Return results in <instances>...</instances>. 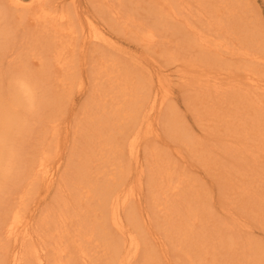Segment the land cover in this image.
I'll list each match as a JSON object with an SVG mask.
<instances>
[{"label":"rangeland","instance_id":"1","mask_svg":"<svg viewBox=\"0 0 264 264\" xmlns=\"http://www.w3.org/2000/svg\"><path fill=\"white\" fill-rule=\"evenodd\" d=\"M60 1L53 0L52 2L55 5L59 4L61 9H65V5L68 7L69 4V6L73 7L72 0ZM23 2L29 4L31 3V0H23ZM0 4L6 5L7 2L6 0H0ZM76 5L78 6V11L81 13V19L77 18V20H81L83 23L82 27H86L87 29H84L83 32L80 31L82 30V27L77 26L79 30H77L74 35L70 36L69 39L71 44L74 42L78 44L76 47H71L75 48L77 52L74 57L75 63L77 64L74 65V70H77L74 71V74H76L74 76L78 79L73 80L72 82H75L74 85L72 83L71 87H68V89H71V93L68 92L69 98L60 96L59 89L61 90V88L59 85H56V83L53 85L54 80H48L45 82L43 77L40 79L36 77L37 71L39 70L40 72V67L42 66L39 65L40 57L37 60H34L28 55L29 50L26 43L30 42L28 40L30 38L28 37L27 39L28 32L26 33L27 35L25 34L27 30H25L23 26L17 28V24L14 26V20L15 18H18V15L13 17L17 14L14 10L9 6H5L4 8L0 6V39L2 41V46H0V93L2 94V97H8V93L11 90L13 93L10 95L12 96L13 94V97L16 96L15 99L19 103L18 110L6 103V107H3L4 109H2V113L12 112V116L16 122L12 127L13 132L10 133V137L6 140V146L3 148L0 147V154H3L0 158V165H3V171L0 168L1 172H3L1 175L2 178L0 176V208L2 213H4L3 208L5 207L4 209H6V205H9L6 204V201L10 198L12 200L14 196V183L17 171L23 172L21 170H25L26 165L28 164V169L26 168L25 171L30 173L33 166V162L31 161L41 152L45 151V149L48 151V145L50 143L54 148L51 145L50 150H52V152L49 156L50 160L47 159L49 160V172H55L57 171V168L65 169L66 165H68L67 161L69 157L66 153H69L70 142L75 140L74 137L77 139L81 134L84 135V130L78 127L80 125H78V123H80L79 117H75L77 118L75 120L74 116L76 114L80 117L83 116L81 111H83V106L88 101L86 100V96L89 98L90 88H97L96 84L93 86L95 81L91 80L92 76L90 75V69L92 68H90V63L86 64L82 62V58L85 59V57H83V54L80 51L83 42L82 39H84L86 31L89 28L88 22H91V26H94V30H98L94 34L97 36H106L107 40L103 41L102 37L101 42L94 41L90 47H94L95 45L97 46V50L88 54L86 58L89 59L85 60L92 61L94 59L96 61L94 64L98 65H100L102 61H104V65H113L115 63H113L114 59L122 60L129 66L133 63V65L144 71L143 73L141 72L140 75L148 73L154 79L152 82L153 86H156L159 74L162 76L164 82L162 95H164V97L169 96L166 99L165 103L167 106H165V108L169 107L168 109L171 108L172 111L174 109V112H172V121L168 122L165 118L161 121L160 118L161 123L159 124L160 129L157 140L152 136L155 135V133L147 135L148 137H146V135H141V137H139V142L141 144L148 141L147 148H149L150 151L154 150V147L157 146L160 152L167 151L169 156L168 158L166 155L163 157L158 149H155L156 154L154 162L156 161V164L154 163L152 172L145 177L144 189H146L148 195L147 202H145L146 208L151 209L148 205L151 206L150 203L155 201V204H153L155 211L154 215L161 223L159 224V221L157 220L155 222H158V224L153 223L152 226H146V219L144 218V223L139 222L143 226L133 232V234L139 239V243L136 241L139 246V253L136 254L135 258L131 257L135 256L133 253V255L126 258L125 263L130 259L131 262L129 261L126 264H264V114H261L264 113V63H262V61H264V0H77L74 6ZM95 5L96 7H94ZM110 10H113L114 14L112 12L110 13ZM236 10H238V12L235 15ZM12 11L16 14H13L14 12ZM214 11H216V13H221L222 17L219 16L221 21L225 20L226 27L223 26L224 30H221V28L219 31L216 30L215 32L212 24L209 23V20L213 24L216 23L215 18L208 20L209 17L211 18V16L214 17L216 15H213L212 12ZM240 11L244 15L241 14ZM122 15L125 18H123ZM231 16H234V21L232 20L231 24H229L227 21ZM126 18L129 23L127 25L123 24V20ZM11 21L12 23H10ZM242 21H244V24ZM245 24H248L249 26ZM117 25L118 27H121V30H119ZM232 25H235V28L240 34V38L242 34L246 37L247 34L249 35V33H252L251 39L255 43V48L257 47L256 50H252V52L255 51L256 55L262 57V59H260L261 63L258 62V64H254L256 69L259 67V70H255V74L258 75L254 76L257 80L255 83L260 82L259 85L262 87L260 89L258 88L259 90L256 88H249L248 84H252L251 81H248L250 80L249 76L251 75H245L247 71H243V66H245L246 62H244L241 57L239 59V55L237 56L231 53L233 49H238V47L242 46V43H245L244 38L242 39L244 41L242 42L240 40V42L238 40L240 38L236 36V34H233L235 33L234 31L231 32L230 30H227ZM146 28H151L156 33L155 42L153 44L148 42L147 44L140 40L139 37L132 34L133 31L139 32V29L146 30ZM22 31H24V34H22ZM201 35H203L202 37H204L205 40H209L212 37V40L215 41V43L216 40L218 41L220 38L221 40L223 39V42H221L229 51L222 46L224 49H222V47L219 48V52L217 53L220 55L219 58L222 60L225 59L227 62H222L221 60L219 64L209 66V63L207 64L206 60L202 61V58H199V53V59H193V57L197 56V51H195L196 49L191 48L195 47L197 43L195 41L197 37ZM7 36L9 38H7ZM22 36L25 37L23 38ZM234 36L236 38H234ZM10 40L12 42H10ZM27 40L28 42H26ZM65 40H67V38H65ZM213 41L209 42L214 44ZM23 42L26 43L24 44ZM227 42L229 43L225 44ZM19 43L21 46H19ZM25 45L27 49H25ZM34 46L37 47V45ZM18 50L19 52L23 51V53H27L24 56L25 59L23 62L17 59L19 53ZM43 53L45 56L44 59H52L49 57L52 54L51 52L48 54L42 52L41 56H43ZM261 53H263V56ZM47 55L48 57L46 58ZM232 58H235V64L237 63V65L231 60ZM8 61H10V63ZM240 61L242 63H240ZM193 62H196L198 66L201 65L202 69L205 68L210 71V74L213 76L215 75L218 77L221 73L223 76L221 77L220 75L218 79L219 82L224 79V81H222V88L224 87V89H226L229 86L230 81L236 80L237 82L239 81L241 85L244 84V89L248 87L249 91L254 90L255 92L252 93H257L260 98L253 95V97H250V101L252 102L250 103L248 102L250 99L248 97L246 102H244V105L239 102L238 104L230 99L232 97L231 91H223L224 93L220 97H218L219 95L215 97L212 91L211 94L208 93L203 97L196 96L195 93H198V91L195 90H201L202 88L200 85L205 80H208L210 76L207 78L203 75L201 76V73L199 74V71H196V66L192 67ZM219 65L222 66V69H220L221 67H219ZM237 66H240L242 70L237 68ZM75 72H77L78 75ZM226 72H234V76L237 77L226 78ZM203 73H205V71L202 72V74ZM89 76H91V78H89ZM212 80L205 82L210 84V90L214 89L213 85L217 86L215 83L212 84ZM8 85L10 86L9 89ZM108 87L109 85H105L104 90H109ZM240 88L242 89V86H240ZM228 90L229 89L227 88V91ZM14 91L18 92L15 93ZM25 91L27 92L25 93ZM91 92H93V90H91ZM165 93L167 94L165 95ZM100 94L102 95L101 92ZM58 97L61 98L59 99ZM212 97L214 98V101L218 97V102L217 100L215 101V104L217 103L216 105L214 104V101L212 105ZM108 98L110 97L108 96ZM58 99L60 100V103L62 101L64 102V113L58 112L62 109L59 110L56 108V104L59 102ZM68 101H70V103ZM206 103L209 106H212L209 108ZM235 104L238 105L235 106ZM218 105L220 109L218 108ZM257 106L259 108L261 107L260 110ZM212 107H216L217 110ZM249 108L254 109L253 111L251 110L254 112L252 116L249 115L251 113ZM218 110L219 112H222L223 115L220 113L218 114ZM213 111H215V113L214 115H211L213 114ZM49 116L53 120L49 118ZM50 119L53 122H49ZM56 123L59 124V126ZM55 126H57L58 130ZM35 128L38 129V131ZM47 128H50V130L46 131L45 129ZM80 130L82 131L80 132ZM54 132L59 135L57 134L58 136H56ZM27 133L28 136H25ZM44 133L45 136L43 135ZM185 134L189 135L191 139L188 138V140H186ZM51 135L56 137V140ZM244 136L247 137L244 138ZM23 138H26V140L28 139V141L24 142ZM35 138L37 141H40L41 144H44L42 146H45V149H41L42 151L39 154H36V151L33 150L34 148L32 149V146L30 145L31 143L32 145L35 143L38 147L37 144L39 142H35ZM44 139L46 142L49 141V143H45ZM29 141L30 143L28 144ZM23 142L25 143V146L22 145L24 144ZM40 143L39 147L41 148ZM199 143L201 146H199ZM28 145H30V147H28ZM22 146H24V148H22ZM19 147L24 153L18 149ZM39 147L35 148L39 150ZM141 147L143 149L144 145H141ZM28 148H31L30 151L33 152L32 156L36 155L33 159H30V161L28 157L31 155L28 154ZM17 150L21 153L19 155H21L22 160L24 161H20L21 157L17 154L18 152L15 153ZM123 150L125 155H122L121 159L114 160L112 158V160L107 162L96 161L92 164L93 166L97 165L99 168L104 167L105 170L109 171H112L115 168L118 169L119 166H122V168L128 172L129 169L127 168V164L129 153L128 151H125L127 148ZM25 151L28 152L25 153ZM32 152L30 153L32 154ZM218 154L220 157L217 159ZM24 156L27 160L26 158H23ZM12 157L13 159H11ZM73 157L74 160L72 157V161L70 160V169L76 165L75 161H77L76 163L78 164L81 160L79 159L81 157L77 158V156L74 155ZM15 158L19 159L17 160V163L19 161L18 164L16 163ZM242 158L244 160H242ZM118 161L122 162L118 163ZM1 162L3 164H1ZM20 164L24 166L22 167ZM112 165H114V169ZM97 166L96 168H98ZM7 167L9 168L8 170ZM159 169H167L170 170V172L168 175H166L167 173H164L162 174L163 176L158 175L159 177H156L155 172ZM6 171H8L9 173H7L10 175L6 174ZM60 171L55 172V176ZM130 171V173H133V170ZM12 173L13 176L11 175ZM151 174L155 176L156 181V186L152 191L147 187L146 183V180H148L149 186H152ZM23 176L27 177L30 176V174L28 175V173L24 172ZM52 186L54 187V185ZM53 187H50V192H52ZM42 190L44 191L45 188L43 187ZM36 191H40L38 185L36 186ZM202 191L204 195L201 199L206 197L204 198L205 207L202 210L203 216L201 215L198 221H194L196 222V225H194L190 231L191 234L198 233V237L195 240H192V244L189 247H186L190 239L186 232L187 226H185L184 222H181V215L183 216L184 209L182 204L184 203V210L187 212L189 209L200 208L203 203L202 200L200 203L195 198H188V203L185 199V195L188 196L189 193L195 192V194H201ZM176 199H180L183 203L180 202L181 204L175 205L174 200ZM11 200L9 201L11 202ZM94 200L97 199L94 198ZM193 200H195V202ZM171 203L173 205H171ZM133 204L135 203L133 202ZM172 212L177 213L179 216H175L171 220L166 215H169V213ZM100 214L101 212L97 211L96 217ZM106 221L114 236L119 237L117 228L112 224L111 213L107 214ZM72 228H70V230ZM201 230H203V235L206 237V240H204L199 234ZM199 237L201 241L199 240ZM162 243L165 248L161 246ZM97 244H99L98 241L93 244L92 248L96 253L95 256H97L99 251ZM165 250L167 255H165ZM103 254H101L102 258L108 260V256ZM101 255L100 257L95 258V264H100L99 259L101 258ZM90 259L92 260V258ZM113 264H117V262Z\"/></svg>","mask_w":264,"mask_h":264},{"label":"bare ground","instance_id":"2","mask_svg":"<svg viewBox=\"0 0 264 264\" xmlns=\"http://www.w3.org/2000/svg\"><path fill=\"white\" fill-rule=\"evenodd\" d=\"M52 1L53 0H31V3L26 4L24 3L25 1L23 2V0H6L7 4L6 5L0 4V6L3 8L5 6L7 7L9 6L12 10H14L17 14L14 11H12L14 12L13 14H16L13 17L18 15V18H15L14 20L15 21L14 26H16L17 24V28L20 26H23V28L27 30L25 32V34L28 32L27 39L28 37L31 39V40L28 39L30 42H28V40L26 41L28 43L25 42L26 45H28V50H29L28 55L30 56L31 59H34V60H37L40 57L39 58L40 61L39 60L38 61H39V65L42 66L40 67L41 69L40 72L39 70L37 71L36 77L38 79L43 77L45 79L44 80L45 82L48 80H52V81L54 80L53 85H55L56 83V85H59V87L61 88V90L59 89V92H60L59 94H61L60 96L64 98H69L68 92H70L71 89H68V87L69 86L71 87L73 80L78 79L77 77L74 76L76 75L74 74V71L76 70V69L74 70V65H77L75 63L74 57L76 56L77 52L75 48H71L72 46L73 47L78 46V44L76 42L71 44L69 39H70V36L74 35L76 31L79 30L77 26L82 27L83 23L81 20H77V18L81 19V13L78 11V6L77 5L74 6L77 0H72L73 7L69 6L70 4L68 2L69 5L68 7H66L65 5V9L64 8L61 9L59 4L55 5ZM94 7H96V5ZM113 10H110V13L112 12L114 14ZM237 12L238 10H236L235 15L237 14ZM212 13L213 15L214 14L216 15L214 17L211 16V18L209 17L208 20L209 19L212 20L214 18L216 19V23L214 24L209 20V23L212 24V27L213 29H215V32L216 30L219 31L221 28H222L221 30H224L223 26L226 27V22L225 20L221 21V19L219 18V16L222 17L221 13L220 12L216 13V11ZM232 20L234 21V16H231L230 19L227 21V23L231 24ZM242 22L244 24V21ZM10 23H12V21ZM123 24L125 25L129 24L127 18L123 20ZM245 25L249 26L248 24H245ZM88 26L90 29L88 28V30L86 31L84 39H82L83 42L81 44V49H80L85 59H89V58H86V56L97 50V46L95 45L94 47H90V45L94 41L101 42L102 37H103V41L107 40L106 36L98 35L99 36L98 37L96 34H94L98 30L96 29L94 30V26H91V22H88ZM118 28L119 30H121V27H118ZM84 29H87V28L82 27V30L80 31L84 32ZM227 30L228 31L230 30L231 32L234 31L235 33L233 34H236V36L240 38L239 36L240 34L238 33V30L235 28V25L230 26V28ZM23 32L24 31H22V34H24ZM132 34L139 37L140 40H142L145 43L148 42L150 44H153L155 42L156 33L151 28H146V30L139 29V32L133 31ZM251 35L252 33H249V35L247 34L246 37H244V35L242 34L241 38L238 40L239 41L241 40L243 42L244 40L242 39L244 38L245 43L244 44L242 43V46L238 47V49H233L231 53L237 56L239 55V59L241 57V59L244 60V62H246L245 66H243V69H244L243 71L245 70L247 71L245 75L246 74H248V76L251 75L249 76L250 80L248 81L249 82L251 81L252 84L250 85L248 84L249 88L250 89L251 88L260 89L262 88L259 85L260 82H257L258 84L255 83L257 80H256V77H254L258 75V74H255V70H259L258 69L259 67L257 66L258 68L256 69V66L254 64H258V62L261 63L260 59H262V57H259L258 55H256L255 51L252 52V50H256L257 47L255 48V45H254L255 43L251 39ZM202 36L203 35L197 37L195 41L197 42L195 47L191 48V49H196L195 51H197V56L193 57V59L195 58L198 60L199 58H202V61L206 60L207 64L209 63V66L219 64L222 59L219 58L220 55L217 52H219V48L224 46L222 43L223 39L221 40L220 38L218 39V41L216 40V43H215V41L212 40L213 39L212 37L210 38L211 40L210 39L205 40V38ZM7 38L9 37L7 36ZM65 38H67V40H65ZM234 38L236 37L234 36ZM209 41H213L214 44L212 42L210 43ZM1 42L2 41L0 39V46H2ZM10 42L12 41L10 40ZM228 43L229 42L225 44H228ZM26 45H25V49H27ZM34 45H37V47ZM19 46H21L20 43H19ZM222 49L224 48L222 47ZM225 49L228 50L226 47ZM42 52H46V54L51 52L52 54L49 57H51L52 59L51 58H50L51 60L44 59L45 57L44 53H43V56H41ZM198 53L200 56L198 55ZM263 53H261V55ZM26 54L27 53H23V51L19 52L17 59L23 62V60L25 59L24 56ZM47 57L48 55L46 56V58ZM82 59H83L82 60L83 63H86V64L90 63L89 64L91 66L90 68H92L90 69V75L92 76V78L91 76H89V78L95 81L93 86L95 84L97 86V88H94V87L90 88L89 98L86 96V100L88 101L83 106L84 107L83 111H81L83 113V114L81 113L83 116L80 117L76 113H75L76 115L74 116V118L79 117L80 123H78V125L79 124L80 125L78 127L84 130L83 132L84 135L79 134L80 136L77 139L74 137L75 140H73V142L69 141L71 145H70L69 153H66L68 154V157H69V159L67 158L68 161L66 160L68 162V165H66L65 169L57 168V171L54 170L55 172H58L61 170L56 176H55L56 174L55 172H52V171L49 172V169H48V163H49L48 161L50 160L49 156H50V153L52 152V150H50L51 149L50 147L52 145L51 143L48 145L49 149L47 151V149L44 148L45 146H42L44 144H41L40 141H37L35 138L36 140L35 142L37 143L39 142L41 145V148L39 147V143L37 144L38 147L40 148L39 150L36 149L38 147L36 146L35 143L34 145H32L31 143L30 144L32 146L31 148L32 149L34 148L33 150L36 151L34 152L36 154L37 153L39 154L42 151L41 149L43 148L45 149V151L41 152L37 156L36 155L32 156L33 152L30 151L31 148H28L29 152L25 151V153L28 152V154L32 156L31 158V156L28 155L29 161L30 159H33V157L36 156L31 161L33 162L32 169L30 173L28 171H25L26 168L28 169L27 167L28 164L26 163V161L25 163L27 165H26V168L24 167L25 170L24 169L21 170V168L24 165L22 166V164H20L22 167L19 165L21 167L20 170L23 172L17 171V174H16L17 176H15V183H14L15 193L13 192L14 196L12 200L11 198L9 199L11 200V202L9 200L6 201V204H9V205H6V209H4L5 207L3 208L4 213H2V210L0 208V264H95V258L100 257V255L103 254L104 251L105 252L103 255L108 256L107 257L108 260L106 258H104L106 259L104 260L101 255V258L100 259L98 258L100 261V264H113L115 262H117V264H126L127 262L130 261L129 259L125 263L126 258L133 255V253L135 254V256H131V257L135 258L136 254L139 253L138 252L139 246L137 244V242L139 243V239L133 234L135 230L137 231L139 227L141 228L143 226L139 222L144 223V220H143L144 218L146 219V222H145L146 226H152L153 223L158 224V222H155V221L157 220L159 221V219L154 215L155 211H154L153 204H155V201L150 203L151 206L148 205V207L151 209L146 208L145 202H147L148 195H147L146 189H144L145 177L147 174L152 172L154 163L156 164V161L154 162L155 154H156L155 149H158V148L157 146H155L154 147L155 149L150 151L149 148H147L148 141H146V143L141 144L139 142L140 141L139 137H141V135H146V137H148L147 135H150V134L152 135L153 133H155V135H152V136L155 137L157 140V137L159 136V129H160L159 124L161 123L162 119L165 118L168 122L172 121V112H174V109L172 111L171 108L168 109L169 107L165 108V106H167L165 102L169 96L168 97L165 96L166 97L165 98L164 95H162V91L164 90V82L162 80V76L158 74L156 86H153L152 82L154 81V79L148 73L145 75H140V73L141 72L143 73L144 71L139 69L137 66L133 65V63L130 64L129 66L127 63H125L122 60L114 59L113 63L114 62L115 63L113 65H110V64L104 65V61H102L100 65H98V64H94V62H96L94 59L92 61H87L84 58ZM234 59L235 58H232L231 60H233L235 64ZM223 61H225V59H223L222 62ZM8 62L10 63V61ZM240 63L242 62L240 61ZM262 63H264V61H262ZM235 65H237V63ZM194 66H196V69H197L196 71H199V74L201 73V76L203 75L206 78L210 76L208 80H205L200 85V87L203 90L202 89L195 90V91H198V93L197 92L195 93L196 96L203 97L207 95L208 93L211 94L213 92L215 97L218 95H219L218 97H220L221 95H223L224 93L223 91H226V92L231 91L232 97L230 99H232L234 102H237V103L239 102L241 104H244V102H246L248 97L249 98L253 97V95L255 97L258 96L257 93H255L256 95L253 94L255 92L254 90L249 91L248 87L244 89L245 88V87L243 88L244 84L241 85L240 82L239 81L237 82L236 80H232L229 82V86L227 87L229 90L227 91V88L226 89H224V87L222 88V83H223L222 81H224V79L221 80V82H219V79H218L219 76L220 75L221 77L223 76L221 73L218 77H216L215 75L214 76L211 75L210 71L206 70L205 68L202 69V66L201 65L198 66L196 62L192 63V67ZM219 67H221L220 69H222V66L219 65ZM233 68H236V67H233ZM237 68L242 70L240 66H237ZM227 70H230V69H227ZM204 71L205 73L202 74V72ZM234 72L232 73L226 72L227 73L226 78L227 77L229 78L237 77V76H234ZM211 80L213 81L212 84L215 83L217 85V86L213 85L214 89L212 90H210L209 88L210 84L208 82L205 83L206 81H211ZM105 85H109L108 87L109 90H104ZM240 86H242V89L240 88ZM9 88L10 86L8 85V89ZM91 90H93V92H91ZM14 92L17 93L18 91L17 92L14 91ZM26 92L27 91H25V93ZM100 92L102 93V95L100 94ZM11 93L13 92H11L10 90V92L8 93V97L6 96L2 97V94L0 93V147L1 148L6 146V143H7L6 140L10 137L11 135L10 133L13 132V129H12V127L14 126L13 124L16 123L14 117L12 116V112L2 113V109H4L3 107H6L5 103L7 105L9 104L10 106L16 108V110H18L17 108L19 107L18 106L19 103L15 99L16 96L13 97V94L11 96L10 95ZM166 94L167 93H165V95ZM108 96L110 98H108ZM258 98L260 97L258 96ZM211 99H212L211 103L213 105L214 98L212 97ZM250 100L251 98L248 100V102L252 103ZM215 101H214V104H215ZM68 102L70 103V101ZM224 102H227V101H224ZM238 104H235V106ZM56 105H57L56 108H58L59 110L62 109L61 111H58V112L64 113L63 111V108H65L64 102L62 101L60 103V100H59V102ZM211 106H209V108ZM254 107L256 108V106ZM212 108L217 110L216 107H212ZM218 108L220 109L219 105H218ZM257 108L260 110L261 107L259 108L257 106ZM249 110L253 111L254 109L249 108ZM252 111L249 114L251 116L252 114H254V112ZM76 112H79V111H76ZM217 112L218 114L220 113L223 115V113L219 112V110ZM214 113L215 111H213V114L211 115H214ZM261 114H264V113H261ZM50 116L49 118H51ZM160 118H161V121H160ZM51 119L49 120V122L53 120ZM76 119L77 118H75V120ZM57 125L59 126V124ZM55 127L57 128V126ZM36 130L38 131V129ZM45 130L48 131L50 130V128H47ZM81 131L82 130H80V132ZM57 134L55 133L56 136L59 135ZM43 135L45 136V133ZM25 136H28V133ZM52 137L54 139L56 138L54 136ZM245 137L247 136H244V138ZM188 138L191 139L189 135L185 134V139L188 140ZM23 139H24V142L28 141V139L26 140V138H23ZM55 140H54V143H55ZM44 142L49 143V141L46 142V140ZM29 143L30 141L28 142V144ZM22 145L25 146V143ZM30 145H28V147H30ZM141 145H144L143 149ZM24 146H22V148H24ZM199 146H201L200 143H199ZM126 148L127 150L125 151H128L129 153V159H128V164H127V168L129 169L128 172H126V170H124L122 166H119V165H118L119 166L118 169L115 168L114 165H112L113 169L115 168L112 171L105 170L104 167L99 168L97 165L96 166L98 168H96V166H93L92 163H95L96 161H100V162L106 161L107 162V161L112 160V158L114 160L121 159L122 155L123 156L125 155V152L123 149H126ZM18 149L20 150V147ZM158 151L159 153L163 155V157L166 155V157L168 158L169 154L167 153V151L160 152L159 149ZM21 152L24 153V151H21ZM30 152H32V154ZM15 153H17L18 155L21 154L19 153L18 150L15 151ZM2 155L0 154V158ZM73 155L77 156V158L81 157L79 158L81 159L80 160L81 162L79 161V163L77 164L76 163L77 161H75L76 165H74L73 168L70 169V166H71L70 160L72 158L74 160ZM19 157H21V155H19ZM26 157L24 156L23 158H26ZM218 157H220L219 154L217 155V159ZM11 159H13V157ZM17 160L19 159H16V163H17ZM242 160L244 159L242 158ZM20 161H24L22 160V157ZM121 162L118 161V163H121ZM1 164L3 163L1 162ZM0 168L3 171V165H0ZM9 168L7 167V170ZM1 169H0V176L3 174V172H1ZM130 170H133V173H130L131 172ZM161 170L162 169H159L157 170L158 172L157 171L155 172L156 177H159L160 175L164 173H167L166 175H168V173L170 172V170H167V169L162 170V172ZM7 172L8 171H6V174L9 173ZM24 172L28 173V175L30 174V176H27V177L23 176ZM11 175L13 176V173ZM167 178H170V177H167ZM151 179H152V186H149L148 180H146V183H147V187L150 188V190L152 191V189L155 188L156 186L155 176H153V174H151ZM37 185L38 187H40V191H36ZM52 185H54V187ZM43 187L45 188L44 191L42 190ZM50 187H53L52 192H50ZM203 191L201 192V194L199 193L195 194L196 193L195 192V193H189L188 196L185 195L186 201L188 200V198H195L200 203L203 201V203L201 204L202 206L200 208L189 209L188 212L184 210L185 205L183 202H181L180 199L174 200L175 205H179L183 203L182 207L184 209H183V216L181 215V222H184L185 226H187L186 232L190 239L186 247H189L192 244V240H195L198 237V233L191 234L190 231H191V228H193V226L196 225V222L194 221H198L201 215L203 214L202 210L205 207L204 198H206V197H203V199H201L202 196L204 195ZM94 198H96L97 200H94ZM193 201L195 202V200ZM133 202L135 204H133ZM187 202L189 203V201ZM171 205L173 204L171 203ZM97 211L101 212V214L96 217ZM108 213H111L112 215V224L117 228V231L119 232V237L114 236V234L112 233V230L110 229V226L108 225L106 221ZM142 214H143V217H142ZM166 216L172 220L175 216H179V215L175 212H172ZM160 223L161 222L159 221V224ZM70 228L72 229L70 230ZM199 234L202 236L204 240H206V237L203 235V230H201ZM199 240H200V237H199ZM96 241L99 242V244H97V247L99 248L97 256H95L96 253L92 249L93 244H95ZM160 241L159 243L161 244ZM161 246L164 247L163 243ZM164 252H165V255H167L166 250ZM90 258H92V260ZM189 264H193V263H189Z\"/></svg>","mask_w":264,"mask_h":264}]
</instances>
